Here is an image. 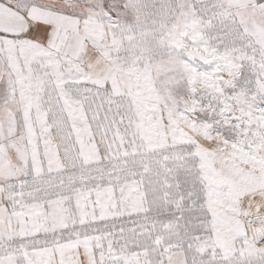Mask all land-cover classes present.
Instances as JSON below:
<instances>
[{
    "label": "snow or ice",
    "instance_id": "obj_1",
    "mask_svg": "<svg viewBox=\"0 0 264 264\" xmlns=\"http://www.w3.org/2000/svg\"><path fill=\"white\" fill-rule=\"evenodd\" d=\"M0 264H264V0H0Z\"/></svg>",
    "mask_w": 264,
    "mask_h": 264
}]
</instances>
